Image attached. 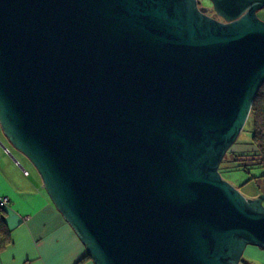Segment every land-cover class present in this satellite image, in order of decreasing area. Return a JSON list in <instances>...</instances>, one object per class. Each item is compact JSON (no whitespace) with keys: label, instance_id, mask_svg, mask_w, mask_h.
Listing matches in <instances>:
<instances>
[{"label":"water","instance_id":"obj_1","mask_svg":"<svg viewBox=\"0 0 264 264\" xmlns=\"http://www.w3.org/2000/svg\"><path fill=\"white\" fill-rule=\"evenodd\" d=\"M209 1L221 20L202 0H0V133L94 264L264 250V193L220 171L264 84V0Z\"/></svg>","mask_w":264,"mask_h":264},{"label":"crops","instance_id":"obj_2","mask_svg":"<svg viewBox=\"0 0 264 264\" xmlns=\"http://www.w3.org/2000/svg\"><path fill=\"white\" fill-rule=\"evenodd\" d=\"M24 166L29 176L0 145V198L11 199L5 209L12 230V243L0 250V264H80L87 255L85 245L53 203L38 172ZM260 174L257 169L249 175ZM255 183L250 197L264 193V180ZM255 258L256 264H264V250ZM81 264L94 262L90 259Z\"/></svg>","mask_w":264,"mask_h":264},{"label":"trees","instance_id":"obj_3","mask_svg":"<svg viewBox=\"0 0 264 264\" xmlns=\"http://www.w3.org/2000/svg\"><path fill=\"white\" fill-rule=\"evenodd\" d=\"M248 122L251 124L250 132L252 134V140L248 143L251 149L247 150V152L238 153L233 151L231 147L220 166L222 174H224L225 171L231 172L234 170H241L247 174H251L253 170H261L259 176L251 177L246 183L264 180V84L254 101ZM16 166L19 167L17 164ZM28 173L29 174H26L23 170L25 176H29L30 171H28ZM5 197L8 196H3L0 200ZM8 198L9 202L4 207H0V250L6 249L12 243V230L9 227L7 211L5 209L11 203L10 197ZM90 259V256L86 255L85 258L80 261V264Z\"/></svg>","mask_w":264,"mask_h":264},{"label":"rangeland","instance_id":"obj_4","mask_svg":"<svg viewBox=\"0 0 264 264\" xmlns=\"http://www.w3.org/2000/svg\"><path fill=\"white\" fill-rule=\"evenodd\" d=\"M204 3L210 5L209 0H204ZM259 16L264 20V9L259 12ZM250 130H251V124L247 122L244 130L242 131L241 135L237 140V144L235 143L232 146L233 151L242 153V152H247V150L251 149V146H248V143L251 142L252 140L251 139L252 134ZM0 140L6 143L9 146V148L13 150L12 152L14 153V156L18 158L23 165H27L29 168H31L32 171L36 170L35 167L32 165V163L30 162V160L24 154H22L21 152H19L9 144V142L7 141L4 135L2 136L0 135ZM252 174H254V172ZM222 175L225 180L229 181L235 187L239 188V190L247 197H250L251 193H253L251 190L257 187V184L255 182L246 183L248 179L251 177V175L245 173L244 171L241 170H234L231 172L225 171L224 174ZM262 251L263 250H261L258 247L256 248L254 246H249L245 251V257L250 260L251 264H256L258 262H255L256 260L255 257L258 253L261 254Z\"/></svg>","mask_w":264,"mask_h":264},{"label":"flooded vegetation","instance_id":"obj_5","mask_svg":"<svg viewBox=\"0 0 264 264\" xmlns=\"http://www.w3.org/2000/svg\"><path fill=\"white\" fill-rule=\"evenodd\" d=\"M202 5H203V6H207V7L210 8V10H209V12H208L209 15H211V16H213V17H216L217 19H220V20H221V18L218 17V16L216 15V13L214 12V10L212 9L213 5L211 4V2H210V5H209V4H205V3H204V0H202Z\"/></svg>","mask_w":264,"mask_h":264},{"label":"built area","instance_id":"obj_6","mask_svg":"<svg viewBox=\"0 0 264 264\" xmlns=\"http://www.w3.org/2000/svg\"><path fill=\"white\" fill-rule=\"evenodd\" d=\"M26 174H29L28 171H25ZM9 202V198L5 197L0 200V207H4Z\"/></svg>","mask_w":264,"mask_h":264}]
</instances>
